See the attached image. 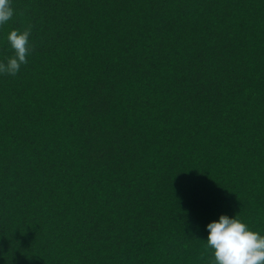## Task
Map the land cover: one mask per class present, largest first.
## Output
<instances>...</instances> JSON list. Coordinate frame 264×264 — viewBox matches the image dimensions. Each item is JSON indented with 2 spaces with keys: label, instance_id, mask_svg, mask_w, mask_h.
Wrapping results in <instances>:
<instances>
[{
  "label": "trees",
  "instance_id": "obj_1",
  "mask_svg": "<svg viewBox=\"0 0 264 264\" xmlns=\"http://www.w3.org/2000/svg\"><path fill=\"white\" fill-rule=\"evenodd\" d=\"M0 75V264H209L264 234V0H12Z\"/></svg>",
  "mask_w": 264,
  "mask_h": 264
},
{
  "label": "clouds",
  "instance_id": "obj_2",
  "mask_svg": "<svg viewBox=\"0 0 264 264\" xmlns=\"http://www.w3.org/2000/svg\"><path fill=\"white\" fill-rule=\"evenodd\" d=\"M15 15L12 0H0V27ZM31 30L12 29L7 41L12 55L0 60V75L16 76L31 54ZM209 264H264V234L252 230L238 215L219 216L206 225Z\"/></svg>",
  "mask_w": 264,
  "mask_h": 264
}]
</instances>
